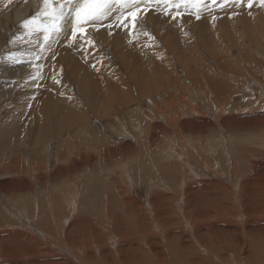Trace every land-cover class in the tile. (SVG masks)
Wrapping results in <instances>:
<instances>
[{
	"label": "rangeland",
	"instance_id": "1",
	"mask_svg": "<svg viewBox=\"0 0 264 264\" xmlns=\"http://www.w3.org/2000/svg\"><path fill=\"white\" fill-rule=\"evenodd\" d=\"M21 1L0 0V264H264V3H113L75 36L65 5L45 41Z\"/></svg>",
	"mask_w": 264,
	"mask_h": 264
},
{
	"label": "snow or ice",
	"instance_id": "2",
	"mask_svg": "<svg viewBox=\"0 0 264 264\" xmlns=\"http://www.w3.org/2000/svg\"><path fill=\"white\" fill-rule=\"evenodd\" d=\"M150 2V0H63L62 3L59 0H43V9L40 12L32 15L29 19H26L23 23V27L28 29L30 33L42 32L44 34L45 41L51 38L53 33H59L63 30V22L69 18V13L64 11L65 5H70L71 23H72V35H76L77 29L80 32H84V25L86 24H104L110 17V6L113 3L131 5L132 8H139L142 3ZM157 5L161 0H155ZM215 4L219 0H212ZM264 3V0H261ZM57 4L59 6H57ZM129 15L136 18V11L128 12ZM43 17L48 22L45 23L38 20V17ZM175 18V17H173ZM117 26L121 23L124 27H127V23L121 21L120 17H116ZM112 25L109 24V27ZM111 34V33H110Z\"/></svg>",
	"mask_w": 264,
	"mask_h": 264
},
{
	"label": "bare ground",
	"instance_id": "3",
	"mask_svg": "<svg viewBox=\"0 0 264 264\" xmlns=\"http://www.w3.org/2000/svg\"><path fill=\"white\" fill-rule=\"evenodd\" d=\"M60 1V0H59ZM62 1V0H61ZM192 4V3H191ZM34 5V1L33 0H23V1H21L20 3H19V5L18 6H16L15 7V9H13L14 10V14L12 15L15 19H21V17L23 16V17H25V15L26 14H28V12H29V10H30V8L32 7ZM8 15V14H7ZM1 16V15H0ZM10 16V15H9ZM6 17V16H5ZM7 18V17H6ZM13 18V19H14ZM71 21V20H70ZM70 21H68L69 23L68 24H72ZM1 22V21H0ZM97 25V24H96ZM71 27H72V25H70ZM94 27V26H93ZM96 27V26H95ZM90 30H95V29H92V27L91 28H89ZM87 31H89L88 30V28H87ZM242 31V30H241ZM62 33H63V30L61 31ZM71 33V32H70ZM213 33V32H212ZM60 35H61V33H60ZM81 36V35H80ZM186 37H188V34L186 33V35H185ZM212 36H214V35H212ZM60 37V36H59ZM1 50V49H0ZM158 51V50H157ZM159 53V52H158ZM159 55H160V53H159ZM215 55V54H214ZM194 56V55H193ZM160 59H162L161 61H163V59L164 58H162V56L160 55ZM196 57V55L194 56V58ZM165 61V60H164ZM161 62V63H164V64H166L165 62ZM230 63V62H229ZM3 65V64H2ZM4 69V67H1L0 68V70L1 69ZM222 70V69H221ZM147 72V71H146ZM147 74V73H146ZM156 75V74H155ZM203 76V75H202ZM148 78V77H147ZM206 78H207V76H206ZM205 78V79H206ZM204 79V80H205ZM211 79V78H210ZM203 81V80H202ZM207 81L209 82V80H208V78H207ZM212 82V81H211ZM122 84V83H121ZM139 84V83H138ZM152 84H154V83H152ZM242 84V83H241ZM189 86V85H188ZM187 86V87H188ZM183 87V86H182ZM185 87H186V85H185ZM184 87V88H185ZM139 88H140V85H139ZM18 89V87L15 85L12 89H10V91H12V92H15V90H17ZM198 89V88H197ZM178 90V89H177ZM187 90V89H186ZM185 91V90H184ZM184 91L182 90L181 92L182 93H184ZM7 92H9V90L7 91ZM7 92H1V94L2 95H5ZM83 92H85V91H83ZM103 92H105V91H103ZM178 92V91H177ZM12 94V93H11ZM106 94V93H105ZM179 95V94H178ZM183 95V94H182ZM181 95V96H182ZM181 96H179V97H181ZM185 96V95H184ZM186 97V96H185ZM107 98V97H106ZM105 98V99H106ZM187 98V97H186ZM84 99H85V95H84ZM105 99H104V101H105ZM109 99V98H108ZM107 99V100H108ZM159 99V98H158ZM185 99V98H184ZM188 99V98H187ZM86 100V99H85ZM87 100H88V97H87ZM90 100V99H89ZM88 100V101H89ZM111 100V99H110ZM183 101V100H182ZM185 101H186V99H185ZM190 101H193V100H190ZM189 101V102H190ZM87 102V101H86ZM85 102V103H86ZM112 102V101H111ZM156 102V101H155ZM161 102V101H160ZM188 102V103H189ZM104 103V102H103ZM188 103L187 104H185V105H188ZM192 103V102H191ZM156 104V103H155ZM182 104H184V101H183V103ZM79 105V104H78ZM86 105H87V103H86ZM94 105V104H93ZM99 105V103L97 104V106ZM185 105H182V106H185ZM80 106V105H79ZM88 106V105H87ZM178 106V105H177ZM190 106V105H189ZM16 107H18V109L17 110H20L21 109V105L20 104H16L15 105V107L14 108H16ZM91 107V106H90ZM89 107V108H90ZM100 107H101V104H100ZM103 107V106H102ZM153 107H155V105H153ZM152 107V108H153ZM187 107V106H186ZM83 108V107H82ZM98 108H99V106H98ZM175 108H176V106H175ZM152 110V109H151ZM184 110V109H183ZM84 111V109H82V112ZM155 111V110H154ZM153 111V112H154ZM174 111H176V110H174ZM160 112V111H159ZM177 112V111H176ZM183 112V111H182ZM85 114V113H84ZM100 114V113H99ZM157 114V113H156ZM156 114H154V115H156ZM71 116H72V114H71ZM82 116V115H81ZM80 116V117H81ZM84 116V115H83ZM85 116H86V114H85ZM93 116V115H92ZM173 116V115H172ZM172 116H170V118L172 117ZM72 117H74V116H72ZM179 117V116H178ZM62 118H64V117H62ZM84 118V117H83ZM82 118V119H83ZM88 118V117H87ZM173 118V117H172ZM70 119H72V118H70ZM86 119V118H85ZM85 119H83L84 121H82L83 123L85 122V121H87V120H85ZM89 119V118H88ZM63 120V119H62ZM167 120V119H166ZM171 120V119H170ZM65 121H63V123H64ZM169 123H170V121H168ZM176 122V121H175ZM67 123V122H66ZM166 123H167V121H166ZM63 125V124H62ZM144 125V124H143ZM148 125V124H147ZM153 125V124H152ZM155 125V124H154ZM153 125V126H154ZM140 126H141V124H140ZM146 126V125H145ZM152 127V126H151ZM144 128V127H143ZM153 128H156L155 126L153 127ZM157 129V128H156ZM184 129V128H183ZM102 130V129H101ZM135 130V129H134ZM151 130V129H150ZM161 130V129H160ZM62 131V130H61ZM130 131H132V130H130ZM121 132V131H120ZM127 133V132H126ZM121 134V133H120ZM153 134H155V133H153ZM89 135V134H88ZM102 135H104V134H102ZM121 136H123V135H121ZM132 136V135H131ZM124 137V136H123ZM134 138V137H133ZM61 139V138H60ZM70 139V138H69ZM176 140V139H175ZM60 141V140H59ZM180 143H181V140H180ZM230 143V142H229ZM153 144V143H152ZM217 144V143H216ZM149 145H150V143H149ZM149 145H148V147H149ZM220 145V144H219ZM208 146V145H207ZM177 147V146H176ZM219 147V146H218ZM137 148V147H136ZM170 148H172V147H170ZM192 149H193V147H192ZM195 149V148H194ZM224 150V149H223ZM75 151V150H74ZM171 151V150H170ZM219 151V150H218ZM61 152H62V150H61ZM228 152V151H227ZM136 154H137V152H136ZM163 155H164V153H163ZM200 155H202V153L200 154ZM209 155H211V154H209ZM149 156V155H148ZM177 156V155H176ZM78 157V156H77ZM200 157H202V156H200ZM216 157H218V156H216ZM215 157V158H216ZM37 158V157H36ZM134 158H136V157H134ZM144 158H146V157H144ZM148 158H150V157H147V160H149ZM185 158V157H184ZM218 158H220V157H218ZM114 159V158H113ZM192 159V158H191ZM136 161V160H135ZM144 161H145V159H144ZM125 163V162H124ZM115 164V163H114ZM168 164V163H167ZM119 165L117 164L116 165V167H118ZM151 166V165H150ZM130 167V166H129ZM139 168H140V166H139ZM153 168H154V166H153ZM172 168V167H171ZM205 168V167H204ZM121 169V168H120ZM189 169V168H188ZM151 170H152V167H151ZM155 170V169H154ZM99 171V170H98ZM149 171H150V169H149ZM153 171V170H152ZM151 171V172H152ZM112 172V171H111ZM140 172V171H139ZM155 172V171H154ZM153 172V173H154ZM122 173V172H121ZM135 173V172H134ZM149 173V172H148ZM157 173V172H156ZM141 176V175H140ZM157 176V175H156ZM140 179V178H139ZM158 181V180H157ZM156 181V182H157ZM134 182V181H133ZM136 183V182H135ZM143 184V183H142ZM161 184V183H160ZM159 187V186H158ZM166 188V187H165ZM157 190V189H156ZM156 194L157 192H152V194ZM158 195H160L159 193H158ZM65 196V195H64ZM73 196V195H72ZM71 196V197H72ZM178 197V196H177ZM36 198V197H35ZM39 200V199H38ZM73 200H74V197H73ZM143 200V199H142ZM36 201V200H35ZM177 201V200H176ZM73 202V201H72ZM148 202V201H147ZM150 202V201H149ZM190 204V203H189ZM36 207V206H35ZM34 208V207H33ZM188 208V207H187ZM72 209V208H71ZM179 210H181V209H179ZM184 211V210H183ZM183 213V212H182ZM70 217V216H69ZM107 219V218H106ZM65 221V220H64ZM108 222V221H107ZM159 228V227H158ZM159 229H161V228H159ZM111 230V229H110ZM113 230V229H112ZM114 231H115V229H114ZM117 234V233H116ZM121 234V233H120ZM121 236V235H120ZM119 237V236H118ZM115 238V237H114ZM120 238V237H119ZM118 239V238H117ZM141 240V239H140ZM251 240V239H250ZM249 240V241H250ZM116 241V240H115ZM258 241V240H257ZM143 242V241H142ZM256 242V241H255ZM120 243V242H119ZM141 244H143V243H141ZM254 244L255 243H253V246H254ZM117 246V245H116ZM139 246V245H138ZM165 246V245H164ZM166 246H168V245H166ZM170 248V247H169ZM253 248V247H252ZM259 248H260V246H259ZM136 250V249H135ZM142 251V250H141ZM170 251H173V250H171V248H170ZM66 252V251H65ZM136 253H138V251L136 252ZM173 253H174V251H173ZM132 254V253H131ZM143 255V254H142ZM138 259V258H137ZM140 259V258H139ZM137 263V262H136ZM149 263V262H148ZM84 264H85V262H84ZM146 264V263H145Z\"/></svg>",
	"mask_w": 264,
	"mask_h": 264
}]
</instances>
